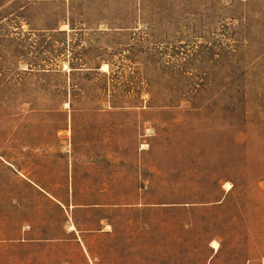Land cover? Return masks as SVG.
I'll list each match as a JSON object with an SVG mask.
<instances>
[{"label": "rangeland", "instance_id": "374dc122", "mask_svg": "<svg viewBox=\"0 0 264 264\" xmlns=\"http://www.w3.org/2000/svg\"><path fill=\"white\" fill-rule=\"evenodd\" d=\"M0 264H264V0H0Z\"/></svg>", "mask_w": 264, "mask_h": 264}, {"label": "bare ground", "instance_id": "6f19581e", "mask_svg": "<svg viewBox=\"0 0 264 264\" xmlns=\"http://www.w3.org/2000/svg\"><path fill=\"white\" fill-rule=\"evenodd\" d=\"M226 187H227L228 190H229V189H231L232 186H231V184L228 183V184L226 185ZM72 229H73V228H72ZM212 247H213L215 250H218V249H219V243H218V242H213V243H212Z\"/></svg>", "mask_w": 264, "mask_h": 264}]
</instances>
